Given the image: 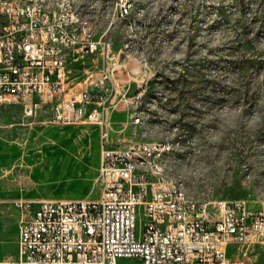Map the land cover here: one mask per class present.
Returning <instances> with one entry per match:
<instances>
[{
	"label": "rangeland",
	"instance_id": "374dc122",
	"mask_svg": "<svg viewBox=\"0 0 264 264\" xmlns=\"http://www.w3.org/2000/svg\"><path fill=\"white\" fill-rule=\"evenodd\" d=\"M123 2L131 5L125 18L118 15ZM73 3L96 40L110 45L67 60L72 84L107 77V91L97 89L112 105L107 145L170 142L165 173L189 198L243 200L258 210L264 200V0ZM138 91L142 99L133 102ZM134 115L140 123H132ZM51 116L48 109L29 120L21 106L0 105V260L16 258L14 200L99 196V127L52 125ZM228 256L264 264V247H232Z\"/></svg>",
	"mask_w": 264,
	"mask_h": 264
},
{
	"label": "built area",
	"instance_id": "2783aa9c",
	"mask_svg": "<svg viewBox=\"0 0 264 264\" xmlns=\"http://www.w3.org/2000/svg\"><path fill=\"white\" fill-rule=\"evenodd\" d=\"M130 11L127 2L119 4V17ZM109 46L96 40L73 0H0V105L21 106L29 120L50 109L48 123L94 124L101 139L98 198L15 200L17 258L0 264H246L226 249L264 247V200L251 210L243 200L175 193L163 179L170 142L106 147L112 105L97 89L107 77L72 84L66 59ZM141 99L138 91L132 101ZM140 122L134 115L132 123ZM133 166H142V174Z\"/></svg>",
	"mask_w": 264,
	"mask_h": 264
},
{
	"label": "crops",
	"instance_id": "0c3cea01",
	"mask_svg": "<svg viewBox=\"0 0 264 264\" xmlns=\"http://www.w3.org/2000/svg\"><path fill=\"white\" fill-rule=\"evenodd\" d=\"M73 55V54H69L67 56V59H66V67H67V60L68 58ZM74 56V55H73ZM113 124V122H111V125ZM111 130H112V127H111ZM114 131V130H112ZM119 146V145H118ZM117 145H112L110 144L109 146L107 145L106 147L108 148H115V147H118ZM99 163H100V149H99V154H98V160H97V173H98V168H99ZM98 198V197H97ZM32 199H50V200H60V199H53V198H43V197H37V198H32ZM32 199H28V200H32ZM88 199V198H86ZM93 199H96V198H93ZM16 200H19V199H16ZM64 200H67V199H64ZM81 200V199H80ZM15 201V200H14ZM13 201V202H14ZM13 202H12V207H13V210H14V213L16 215V258H17V225H18V220H19V212L17 211V209L13 206ZM232 247H235L234 245H229L227 246V249H226V255L228 256V251L230 248ZM262 247V246H261ZM229 257V256H228ZM14 258V259H16ZM230 258V257H229ZM233 259V258H231ZM128 264H132L131 262H129Z\"/></svg>",
	"mask_w": 264,
	"mask_h": 264
},
{
	"label": "bare ground",
	"instance_id": "6f19581e",
	"mask_svg": "<svg viewBox=\"0 0 264 264\" xmlns=\"http://www.w3.org/2000/svg\"><path fill=\"white\" fill-rule=\"evenodd\" d=\"M171 150H172V145H171ZM133 173L134 174H142V166H133ZM163 179L168 181V183L173 186V191L175 193H183L184 192L182 189V186L178 182H176L172 179H169L167 177L165 171L163 172Z\"/></svg>",
	"mask_w": 264,
	"mask_h": 264
}]
</instances>
